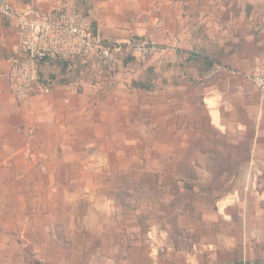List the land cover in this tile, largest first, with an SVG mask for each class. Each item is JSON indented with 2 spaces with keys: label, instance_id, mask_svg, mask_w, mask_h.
Here are the masks:
<instances>
[{
  "label": "crops",
  "instance_id": "0c3cea01",
  "mask_svg": "<svg viewBox=\"0 0 264 264\" xmlns=\"http://www.w3.org/2000/svg\"><path fill=\"white\" fill-rule=\"evenodd\" d=\"M6 1L163 49L46 61L50 93L16 100L0 14V264H264V95L230 74L258 65L264 0Z\"/></svg>",
  "mask_w": 264,
  "mask_h": 264
},
{
  "label": "built area",
  "instance_id": "2783aa9c",
  "mask_svg": "<svg viewBox=\"0 0 264 264\" xmlns=\"http://www.w3.org/2000/svg\"><path fill=\"white\" fill-rule=\"evenodd\" d=\"M0 14L15 19L18 57L10 65L6 79L16 100L27 99L36 93H50V88L40 82L41 67L46 61L91 60L94 68L100 70L124 55L136 54L144 59L163 49L148 37L106 40L100 32L94 31L77 7L66 2L29 16L16 11L6 0H0ZM230 74L247 79L264 95V45L254 71L230 70Z\"/></svg>",
  "mask_w": 264,
  "mask_h": 264
},
{
  "label": "trees",
  "instance_id": "16d2710c",
  "mask_svg": "<svg viewBox=\"0 0 264 264\" xmlns=\"http://www.w3.org/2000/svg\"><path fill=\"white\" fill-rule=\"evenodd\" d=\"M95 31V29H94ZM136 84L139 86V87H144V88H148V86L144 83H140V82H136Z\"/></svg>",
  "mask_w": 264,
  "mask_h": 264
},
{
  "label": "rangeland",
  "instance_id": "374dc122",
  "mask_svg": "<svg viewBox=\"0 0 264 264\" xmlns=\"http://www.w3.org/2000/svg\"><path fill=\"white\" fill-rule=\"evenodd\" d=\"M148 58V57H147ZM147 58H144V60H146ZM125 200V199H124Z\"/></svg>",
  "mask_w": 264,
  "mask_h": 264
}]
</instances>
